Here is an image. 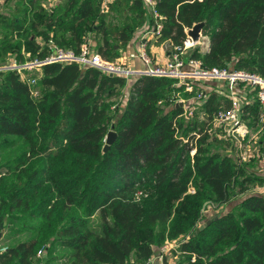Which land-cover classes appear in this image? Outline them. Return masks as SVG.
Wrapping results in <instances>:
<instances>
[{"label":"trees","instance_id":"1","mask_svg":"<svg viewBox=\"0 0 264 264\" xmlns=\"http://www.w3.org/2000/svg\"><path fill=\"white\" fill-rule=\"evenodd\" d=\"M46 1L0 5V63L22 59L21 49L42 58L49 39L78 52L87 37L112 61L145 24L148 33L161 22L153 44L173 46L203 20L208 47L190 56L264 76V0H154L157 16L143 0ZM25 74L0 69V223L21 220L32 234L0 248V264H34L45 245V258L66 250L50 264H136L166 241L176 244L172 264H264V194L253 189L264 175L224 149L230 142L211 123L230 104L225 92L212 86L188 116L173 77L133 74L125 93L126 76L77 61ZM260 106L244 104L248 127ZM238 197L204 219L208 205Z\"/></svg>","mask_w":264,"mask_h":264},{"label":"built area","instance_id":"2","mask_svg":"<svg viewBox=\"0 0 264 264\" xmlns=\"http://www.w3.org/2000/svg\"><path fill=\"white\" fill-rule=\"evenodd\" d=\"M143 2L150 12L155 16L158 15V12L155 9L154 0H143ZM160 28L161 22L157 20L154 31L158 32ZM149 31H151V29H149ZM47 43L50 47V51L44 57L30 58L27 56L22 60H18L16 57L11 56L9 58L10 61L3 66H0V69L15 68L18 70L21 77H26V70L30 71L39 69L44 63L77 61L83 65L95 66L106 73H117L126 77L141 73L163 75L175 78L177 84L184 85V90L193 92L191 97L193 101L198 104L202 103L210 89L207 85L200 83L199 79L216 80L220 82V84L218 83L220 88L217 89L226 93L230 99V104L225 108L218 109L213 114L211 120L213 128L223 129V134L225 135H231L236 132L241 137L244 136L246 132H248L249 127L242 116V109L246 102H249L254 98L261 104L259 123L264 127V76L252 70L235 68L229 65L207 67L203 64L201 59L190 55L186 56L185 53L187 47L194 43L188 34L183 44L173 45L171 55L163 65L153 64L154 61L151 54L146 50L144 42H141L140 45H138V48L134 51L128 52L127 56L138 58L144 64L142 69L132 68L124 62L123 64H119L115 62V60L109 61L105 59L95 49L94 43L89 37L80 44L78 52H75L71 48H65L52 39H49ZM22 52L28 55V52L24 49H22ZM35 79L36 76L27 77L30 84L33 83ZM178 100L184 101L186 99L180 97L177 101ZM194 151L195 148H191L190 154H193ZM259 158L264 165V148L260 152ZM167 242L169 241H166L161 245L163 249L167 247ZM174 246L175 243H173L172 247ZM41 252L42 249H38L37 255H40ZM162 259L163 253H160L156 260L152 255L146 261L136 264H154L155 262H160ZM191 259L193 260L194 256ZM172 263L173 261H169L166 264Z\"/></svg>","mask_w":264,"mask_h":264},{"label":"rangeland","instance_id":"3","mask_svg":"<svg viewBox=\"0 0 264 264\" xmlns=\"http://www.w3.org/2000/svg\"><path fill=\"white\" fill-rule=\"evenodd\" d=\"M46 6H50L49 3L46 4ZM93 38V37H92ZM205 43H192L189 45V47H187L186 53L185 55H190V51L195 48V47H202L204 46ZM171 48L168 45L165 46V48L163 49L164 52L167 53V50ZM171 50V49H170ZM200 50H202L200 48ZM169 51V50H168ZM123 53L121 54V57H118L117 59H115V62L117 63H121L123 64ZM152 54V53H150ZM166 55V54H164ZM168 55H171L170 52L168 53ZM12 56L16 57V59L18 60H22L19 59L17 57V54H12ZM156 56V53L154 54V57ZM152 57V55H151ZM10 61V59H8V61L6 63H8ZM165 61H156V59H154V65H163ZM4 62L0 63V66H3L4 64H6ZM128 78V80L131 78ZM199 82L202 84L207 85L209 88L216 87V88H220L218 86V83L220 84L219 81L216 80H211V79H199ZM184 89L181 91L177 92V95L179 96L178 98H183L186 100H178V102L180 104L183 105L184 109H186V114L188 116H192L194 114H199L200 110H199V104L196 103L195 101H193L191 94H185ZM186 91V90H185ZM187 92V91H186ZM125 98V97H124ZM188 100V101H187ZM122 105V104H121ZM120 105V107H121ZM259 124V125H258ZM257 126L258 128L255 129L257 126H250L249 125V130L248 132H246V134L244 136H236L235 134H231V135H225L224 130L223 129H219V136H221V138H227V140L230 142V145L226 148L224 147V149H226L229 153L232 154V156L234 158H240L242 159L243 163H250L253 161L252 164V168L255 170H258L257 166L259 165L260 162V152L262 151V149L264 148V127L260 125V123H258ZM254 130H258L256 132H254ZM221 132V133H220ZM232 138V139H228ZM212 148H219L216 146H212ZM240 198V197H239ZM235 200H232L231 202L228 203H224L221 204L217 207H214L213 205H208L206 210L204 211V219L216 214L217 212H221V211H225L228 209V207H231L232 203ZM238 201V200H237ZM204 219H202L201 221H203ZM21 220H17L13 223H7L2 222V225H0V248H4L7 244L9 243H14L15 241H17L20 238H24L26 236H30V234H32L31 232L28 231H19V226L21 224ZM170 242V243H169ZM167 242V247H165L164 249L161 247V245L157 246L154 248V252H153V257L155 258V260L159 257L160 253H163V259L160 260V262H155L154 264H166L169 261H174V259L177 257L176 254L171 250L172 246H173V241H169ZM49 245V242L47 243ZM47 245H45L44 247L41 246L42 248V252L40 253V255H38L37 258H35V262L34 264H50V263H57L60 261H63L65 259V255L64 253L66 252L65 249L63 248H57L55 247L53 250L51 251H47V256L45 258V248ZM176 246V244H175ZM174 246V247H175ZM134 262H132V259L129 260V262H127L126 264H133Z\"/></svg>","mask_w":264,"mask_h":264},{"label":"crops","instance_id":"4","mask_svg":"<svg viewBox=\"0 0 264 264\" xmlns=\"http://www.w3.org/2000/svg\"><path fill=\"white\" fill-rule=\"evenodd\" d=\"M56 1H58V0H47L46 2H43V5L46 6L47 3H49V5H52ZM3 2H4V0H0V5ZM145 26H146V24L144 26H141L136 31L135 37H133V39L128 43L127 48H126V50L123 53V55H124L123 56V58H124L123 62L125 64L131 66L132 68L142 69L144 67V64L138 58H136V57L131 58V57L127 56L128 55V52L136 50L138 48V45H140L141 42H144L145 48H146L147 47V44H149V38L151 39V43H150L149 49H150V53H152L151 55H152L153 61H154V59H156L157 62L158 61H165V60H167L169 58V56H170V55H168V53L170 52V54H171L172 49H173V46L168 41H164V42L159 43V44H153L158 32H155L154 31V27H153V28H151V31H149L148 33H146L145 32L146 29H144ZM199 42L205 43V45L202 46V47H200V48L202 50H206L207 47H208V42H209L208 35L203 34V32H202L201 35H200V37H199V39L196 40V41H194V43H199ZM167 45L169 47H171V48H169L168 49L169 51L167 50V53H166V52L163 51V49ZM155 53H156V56L154 57V54ZM21 54H22L23 59L28 56L27 54H24L22 52V49H21ZM164 54H166V55H164ZM133 77L134 76L132 75V77L129 80H127V85H126V89H125L126 92L125 93H128V90L130 88V85H131V82H132ZM125 95L127 96V94H125ZM257 168H258V170H256V171L264 175V165L261 163V161L259 162V165L257 166ZM253 189L255 191H257V192H261V193L264 194V182L261 185H254ZM239 199H240L239 197L238 198H235L234 199L235 201L232 203V205H234L237 202V200H239ZM230 208L231 207H228V209H230Z\"/></svg>","mask_w":264,"mask_h":264},{"label":"water","instance_id":"5","mask_svg":"<svg viewBox=\"0 0 264 264\" xmlns=\"http://www.w3.org/2000/svg\"><path fill=\"white\" fill-rule=\"evenodd\" d=\"M203 25H204V21L201 20V21H197V22L193 23L192 26L187 29V34L189 35V37L193 41H196V40L199 39V37H200V35L202 33ZM110 74H112V73H110ZM234 134L236 136L240 137L236 132ZM115 135H116V132L113 129H110L107 132V134H106V142H105V144L103 146V150H106L108 148L109 144L114 140ZM0 225H2V222L0 223ZM201 227H202V224L199 225V228H201ZM0 236H1V233H0Z\"/></svg>","mask_w":264,"mask_h":264}]
</instances>
